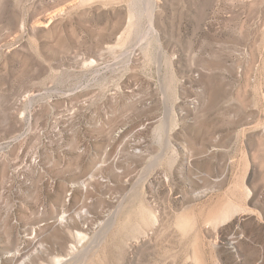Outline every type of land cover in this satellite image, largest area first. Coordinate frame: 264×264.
Returning <instances> with one entry per match:
<instances>
[{
    "label": "rangeland",
    "instance_id": "obj_1",
    "mask_svg": "<svg viewBox=\"0 0 264 264\" xmlns=\"http://www.w3.org/2000/svg\"><path fill=\"white\" fill-rule=\"evenodd\" d=\"M0 264H264V0H0Z\"/></svg>",
    "mask_w": 264,
    "mask_h": 264
},
{
    "label": "bare ground",
    "instance_id": "obj_2",
    "mask_svg": "<svg viewBox=\"0 0 264 264\" xmlns=\"http://www.w3.org/2000/svg\"><path fill=\"white\" fill-rule=\"evenodd\" d=\"M153 15H152V17H151V28L153 29ZM156 33V32H155Z\"/></svg>",
    "mask_w": 264,
    "mask_h": 264
}]
</instances>
